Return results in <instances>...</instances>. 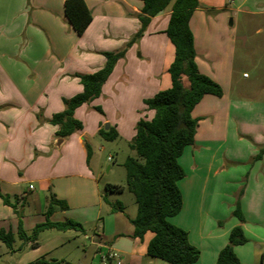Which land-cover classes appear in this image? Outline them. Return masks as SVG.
<instances>
[{
    "label": "crops",
    "instance_id": "0c3cea01",
    "mask_svg": "<svg viewBox=\"0 0 264 264\" xmlns=\"http://www.w3.org/2000/svg\"><path fill=\"white\" fill-rule=\"evenodd\" d=\"M84 1L91 20L78 34L65 16L64 0H0V192L11 202L14 197L18 199L17 214L0 198V230L12 232L14 241L20 220L21 227L30 233L37 223L45 220L51 194L65 202L66 208L56 207L49 220L72 219L81 223L83 231L78 232L87 239L82 246L93 248L92 254L101 252V256L107 250H116L122 256V264H169L147 254L152 232L132 236L133 226L128 218L134 216L124 210L112 212L103 201L98 173L90 163L87 148L102 150L105 147L102 141H124L129 146L137 120L152 115L143 100L170 86L167 68L174 49L164 32L170 7L151 17L141 36L126 47L123 57L116 61L103 82L99 96L75 108L74 117L82 122V128L62 138L55 135L57 127L50 123V118L64 108L63 99L81 91L77 75L100 68L105 60L103 52L125 47L140 27L137 17L142 6L140 0ZM198 3L189 19L195 61L201 73L220 85L219 70H224L227 77L231 72L229 50L222 53L224 62L217 61L223 65L219 70L200 55L210 56L212 61L213 53L220 54L216 51L221 44L220 20L217 16L210 18L206 12L224 11L230 3L229 0H198ZM211 42H217L216 47ZM217 98L205 94L192 109V115L198 118L193 142L198 149L187 145L179 156L185 173L178 181L182 205L168 219L185 229L189 242L199 250L193 264H216L218 252L227 244L229 231L236 225L247 238L246 242L233 246L238 264H255L257 258L260 264L264 255V177L244 189L231 176L227 179L232 182L222 185L221 175L227 171L214 164L216 153L210 151L205 158L202 151L208 150L207 145H197L216 135L217 129L204 125L201 118L217 109ZM106 123L117 133L112 140L99 135V129ZM57 138H62L58 146ZM108 157L110 161L112 157ZM237 199L243 221L232 213ZM46 229L50 228L39 231L34 240L18 237L33 252L24 264L39 258L71 264L63 258L49 257L53 249L64 247L65 242L60 237L41 240L40 235ZM0 242L4 243L1 239ZM250 244L255 245V252ZM88 257L84 252L85 264ZM100 264H103L101 257Z\"/></svg>",
    "mask_w": 264,
    "mask_h": 264
},
{
    "label": "trees",
    "instance_id": "16d2710c",
    "mask_svg": "<svg viewBox=\"0 0 264 264\" xmlns=\"http://www.w3.org/2000/svg\"><path fill=\"white\" fill-rule=\"evenodd\" d=\"M140 1L142 6L137 14L140 27L126 46L115 51H104L105 60L100 68L77 75L82 85L81 91L63 99L64 108L52 114L50 123L57 127L55 135L62 138L82 128V122L74 117L75 108L99 96L103 82L112 72L116 61L123 57L126 47L141 36L151 17L169 6L170 13L164 32L174 49L167 68L170 86L143 100L145 108L152 110V115L149 118L140 117L136 122L135 133L129 141V147L135 151L136 156H127L123 162L125 185L106 183L105 189L120 192L126 188L133 194L136 214L128 219L133 226L132 236L141 237L146 231L152 232L146 247L147 254L169 264H193L199 256V250L189 242L187 231L171 223L168 218L175 215L182 205L178 181L185 173L179 163V156L187 145L194 142L198 118L192 115V109L205 94L221 96L222 88L201 73L195 61L196 52L189 19L199 7L198 0ZM63 9L74 30L81 34L91 20L85 1L64 0ZM95 108L100 111V107ZM99 135L105 140H112L117 133L109 126L106 129L101 127ZM261 150L264 151V147ZM0 198L4 204L18 212L15 208L18 201L16 197L11 202L6 194L0 192ZM102 199L112 212L123 211L124 206L120 201L112 202L105 194ZM56 207L64 209L66 204L50 194L45 208V220L37 223L30 233L21 227L19 220L17 236L23 240H34L38 232L45 228L83 231L82 224L72 219L49 220L48 216ZM232 212L243 221L238 199ZM13 238L12 232L0 230V239L8 248ZM246 241L242 228L239 225L233 226L227 244L218 252L216 264H238L233 246ZM31 264H60V261L39 258ZM260 264H263L262 257Z\"/></svg>",
    "mask_w": 264,
    "mask_h": 264
},
{
    "label": "rangeland",
    "instance_id": "374dc122",
    "mask_svg": "<svg viewBox=\"0 0 264 264\" xmlns=\"http://www.w3.org/2000/svg\"><path fill=\"white\" fill-rule=\"evenodd\" d=\"M229 3L230 7L224 11L206 12L210 18L217 16L220 20L218 41L221 44L216 48L220 54L213 53L212 61L205 54L200 57L219 70L223 65H218L217 61L229 50L231 72L227 77L224 70H219L223 95L217 98L218 110L201 118L204 125L217 129L216 135L197 145H207V152L202 151L205 158L210 151L216 153L214 164L227 171L221 175L224 176L221 177L222 185L237 178V184L244 189L264 177V151L261 150L264 147V0H229ZM211 44L216 47L217 42ZM102 142L105 146L102 150L94 146L88 148L101 191L110 201H120L128 215L135 216L136 203L130 191L124 188L120 192H111L104 187L106 183L125 185L123 162L127 156H136V153L124 141ZM191 147L198 149L193 144ZM108 155L112 157L110 161H107ZM108 165L110 169H107ZM229 176L232 181L227 179ZM74 232L50 228L41 233V240L60 237L65 242L64 247L53 249L49 257L63 258L71 264H85L82 260L86 252L88 264H100L101 252L92 254L93 248H83L82 243L86 244L87 239L81 232ZM249 246L256 251L254 244ZM32 255L31 248L18 237L13 241V250L0 242V264H24ZM253 263L259 264L258 258Z\"/></svg>",
    "mask_w": 264,
    "mask_h": 264
},
{
    "label": "built area",
    "instance_id": "2783aa9c",
    "mask_svg": "<svg viewBox=\"0 0 264 264\" xmlns=\"http://www.w3.org/2000/svg\"><path fill=\"white\" fill-rule=\"evenodd\" d=\"M245 75V73H243ZM110 159V157H108ZM101 259L103 261V264L107 262H112L113 264H122V256L121 254L116 250H107L101 254ZM262 262L264 264V255L262 256Z\"/></svg>",
    "mask_w": 264,
    "mask_h": 264
},
{
    "label": "water",
    "instance_id": "95a60500",
    "mask_svg": "<svg viewBox=\"0 0 264 264\" xmlns=\"http://www.w3.org/2000/svg\"><path fill=\"white\" fill-rule=\"evenodd\" d=\"M108 127V124L106 123L105 124V128H107ZM62 142V138H57L56 140H55V144L58 146L60 143Z\"/></svg>",
    "mask_w": 264,
    "mask_h": 264
}]
</instances>
